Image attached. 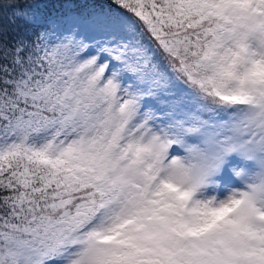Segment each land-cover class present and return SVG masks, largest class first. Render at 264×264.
Returning <instances> with one entry per match:
<instances>
[{
  "label": "snow or ice",
  "instance_id": "obj_1",
  "mask_svg": "<svg viewBox=\"0 0 264 264\" xmlns=\"http://www.w3.org/2000/svg\"><path fill=\"white\" fill-rule=\"evenodd\" d=\"M0 264H264V0H0Z\"/></svg>",
  "mask_w": 264,
  "mask_h": 264
}]
</instances>
